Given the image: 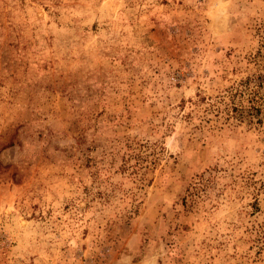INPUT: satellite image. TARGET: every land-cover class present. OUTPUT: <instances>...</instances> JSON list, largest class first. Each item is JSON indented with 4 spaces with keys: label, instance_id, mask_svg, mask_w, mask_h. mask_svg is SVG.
<instances>
[{
    "label": "rangeland",
    "instance_id": "1",
    "mask_svg": "<svg viewBox=\"0 0 264 264\" xmlns=\"http://www.w3.org/2000/svg\"><path fill=\"white\" fill-rule=\"evenodd\" d=\"M0 264H264V0H0Z\"/></svg>",
    "mask_w": 264,
    "mask_h": 264
}]
</instances>
